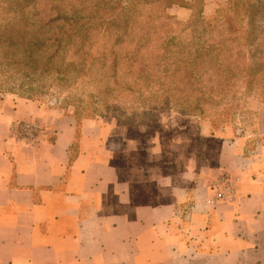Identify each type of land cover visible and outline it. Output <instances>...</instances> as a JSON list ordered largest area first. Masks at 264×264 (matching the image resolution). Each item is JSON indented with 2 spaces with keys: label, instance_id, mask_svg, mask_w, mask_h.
<instances>
[{
  "label": "crops",
  "instance_id": "0c3cea01",
  "mask_svg": "<svg viewBox=\"0 0 264 264\" xmlns=\"http://www.w3.org/2000/svg\"><path fill=\"white\" fill-rule=\"evenodd\" d=\"M179 119L147 133L100 117L78 133L72 111L2 100L0 264H264V145ZM225 176L231 200L212 189Z\"/></svg>",
  "mask_w": 264,
  "mask_h": 264
},
{
  "label": "trees",
  "instance_id": "16d2710c",
  "mask_svg": "<svg viewBox=\"0 0 264 264\" xmlns=\"http://www.w3.org/2000/svg\"><path fill=\"white\" fill-rule=\"evenodd\" d=\"M200 2L182 24L165 15L176 0H0V100L88 78L105 104L132 97L129 109L168 104L223 121L264 104V1L227 0L213 28Z\"/></svg>",
  "mask_w": 264,
  "mask_h": 264
},
{
  "label": "rangeland",
  "instance_id": "374dc122",
  "mask_svg": "<svg viewBox=\"0 0 264 264\" xmlns=\"http://www.w3.org/2000/svg\"><path fill=\"white\" fill-rule=\"evenodd\" d=\"M123 1L127 2L131 0ZM176 1L178 4L166 10L165 15L171 16L173 18L171 22L179 20V22H181L182 24H186V22L192 19L193 11L190 6L194 5L197 7L199 5L198 0ZM203 1L207 6L203 14L204 20L206 22V25H208L210 28H213L216 23L217 17H220V13H224L227 9V0ZM101 88L102 90L106 91V87L104 88L101 86ZM6 98L16 99L20 97L17 95L8 94L5 95L4 99ZM104 98L106 97L104 96V92H100V84H98L97 82H92L88 78H85L81 81H78L77 84L69 89L56 86L51 90V94L43 96L38 101L46 106L57 107L60 110L65 111H72L74 116L78 117L76 120L78 133L80 132L83 124L86 121L94 120L100 117L113 118L119 124L131 127L145 126L147 128V133H154L156 131L169 132L170 130H172L171 128H174L177 125L178 122H181L179 121V118L188 116L189 118L202 117L206 121H209L212 128L217 132H220L224 128H230L234 131L240 129L244 135L251 136L248 139V147L249 149H254V151L258 152V150H260L264 145V137L257 135L259 127V114L264 113V104H259V102H257L256 100L248 103V109L245 108L243 111L239 110L236 115L234 114L232 115V117H227L222 121L217 117L213 118V116H211L210 114H182L168 104H162L156 109L143 107L129 109L130 102L134 100L132 97L125 99L120 98V96L117 97L114 94L110 97V100L107 104L103 102ZM126 100H128V103ZM1 101L2 100H0V102ZM108 105L110 107L107 108L106 106ZM125 105L127 111L121 112V106ZM76 108L78 110L77 112ZM213 188L214 186L212 187V189Z\"/></svg>",
  "mask_w": 264,
  "mask_h": 264
},
{
  "label": "built area",
  "instance_id": "2783aa9c",
  "mask_svg": "<svg viewBox=\"0 0 264 264\" xmlns=\"http://www.w3.org/2000/svg\"><path fill=\"white\" fill-rule=\"evenodd\" d=\"M14 133L21 139L34 141L38 138L40 126L37 123L17 122L13 125ZM236 179L225 176L214 185L215 197L223 200H231L234 195Z\"/></svg>",
  "mask_w": 264,
  "mask_h": 264
}]
</instances>
